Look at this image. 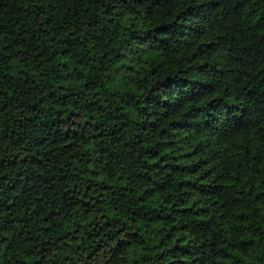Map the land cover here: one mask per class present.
<instances>
[{"label":"trees","instance_id":"16d2710c","mask_svg":"<svg viewBox=\"0 0 264 264\" xmlns=\"http://www.w3.org/2000/svg\"><path fill=\"white\" fill-rule=\"evenodd\" d=\"M0 264H264V0H0Z\"/></svg>","mask_w":264,"mask_h":264}]
</instances>
